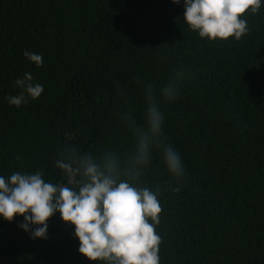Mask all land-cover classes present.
<instances>
[{"label":"trees","instance_id":"1","mask_svg":"<svg viewBox=\"0 0 264 264\" xmlns=\"http://www.w3.org/2000/svg\"><path fill=\"white\" fill-rule=\"evenodd\" d=\"M183 13V0H0V174L43 169L59 183L68 137L84 149L130 144L118 93L139 117L136 81L159 84L182 66L191 76L163 111L187 179L161 198L160 264H264V7L227 41L201 39ZM25 72L44 91L17 108L7 98ZM153 178H168L159 155ZM22 221L0 217V264H94L59 213L47 239L30 238Z\"/></svg>","mask_w":264,"mask_h":264},{"label":"clouds","instance_id":"2","mask_svg":"<svg viewBox=\"0 0 264 264\" xmlns=\"http://www.w3.org/2000/svg\"><path fill=\"white\" fill-rule=\"evenodd\" d=\"M180 4L181 0H172ZM183 20L201 39L239 40L249 31L246 13L256 14L264 0H183ZM24 56L36 67L43 57L30 51ZM191 76L182 66L159 84L137 80L142 111L124 92L118 93L115 117L118 128L131 138L95 149H84L68 137L54 162L62 182L45 179L43 169L0 174V217L18 225L32 239H47L48 221L59 213L74 225L78 251L94 264H160L162 238L157 231L165 193H179L187 179L179 151L166 141L163 105L175 102ZM20 91L8 103L17 108L37 99L44 86L25 72L15 81ZM159 155L167 179H146Z\"/></svg>","mask_w":264,"mask_h":264}]
</instances>
